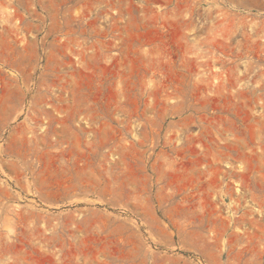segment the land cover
<instances>
[{"label": "rangeland", "instance_id": "rangeland-1", "mask_svg": "<svg viewBox=\"0 0 264 264\" xmlns=\"http://www.w3.org/2000/svg\"><path fill=\"white\" fill-rule=\"evenodd\" d=\"M0 264H264V0H0Z\"/></svg>", "mask_w": 264, "mask_h": 264}]
</instances>
